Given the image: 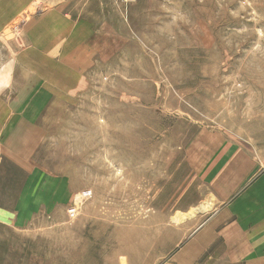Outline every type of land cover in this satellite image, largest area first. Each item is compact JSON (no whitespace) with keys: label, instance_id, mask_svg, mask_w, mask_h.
Returning a JSON list of instances; mask_svg holds the SVG:
<instances>
[{"label":"rangeland","instance_id":"374dc122","mask_svg":"<svg viewBox=\"0 0 264 264\" xmlns=\"http://www.w3.org/2000/svg\"><path fill=\"white\" fill-rule=\"evenodd\" d=\"M36 5L0 43L29 46L26 19L49 7ZM76 6L98 14L100 30L79 84L50 86L33 157L46 197L62 186V201L24 230H4L0 259L221 264L223 240L208 230L215 171L230 176L235 162L247 179L264 171V0ZM0 173L19 188L14 168ZM205 201L207 213L175 219Z\"/></svg>","mask_w":264,"mask_h":264},{"label":"crops","instance_id":"0c3cea01","mask_svg":"<svg viewBox=\"0 0 264 264\" xmlns=\"http://www.w3.org/2000/svg\"><path fill=\"white\" fill-rule=\"evenodd\" d=\"M105 1L43 0L49 7L23 25L29 46L17 50L0 43V172L14 168L19 180L14 191L7 185L15 177L0 178V240L4 230H24L46 215L51 204L62 201V186L52 198L46 197L44 172L33 163L45 134L39 120L53 99L50 86L53 92L56 87H73L87 72L86 54L92 53L94 42L91 30H100L99 16L76 5ZM36 2L0 0V35ZM239 165L230 164V176L215 171L217 211L208 230L218 229L223 240L221 264H264V171L247 179L233 172L242 170Z\"/></svg>","mask_w":264,"mask_h":264},{"label":"bare ground","instance_id":"6f19581e","mask_svg":"<svg viewBox=\"0 0 264 264\" xmlns=\"http://www.w3.org/2000/svg\"><path fill=\"white\" fill-rule=\"evenodd\" d=\"M212 202V201H211ZM211 202H203L200 205H198L196 208H191L190 213H183L175 216V219L179 222H182L184 219L195 217L199 213H207L212 209V204ZM134 232V230H131V232ZM132 235V234H131ZM134 238V237H133ZM136 239V238H135ZM132 252V251H131ZM127 262V261H126ZM128 263V262H127ZM130 264V263H129Z\"/></svg>","mask_w":264,"mask_h":264},{"label":"built area","instance_id":"2783aa9c","mask_svg":"<svg viewBox=\"0 0 264 264\" xmlns=\"http://www.w3.org/2000/svg\"><path fill=\"white\" fill-rule=\"evenodd\" d=\"M126 4H133L136 0H123Z\"/></svg>","mask_w":264,"mask_h":264}]
</instances>
